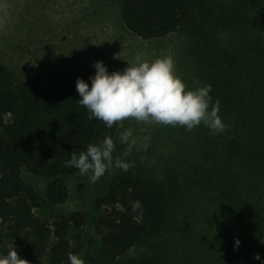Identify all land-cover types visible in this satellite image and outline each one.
Here are the masks:
<instances>
[{
  "label": "rangeland",
  "instance_id": "374dc122",
  "mask_svg": "<svg viewBox=\"0 0 264 264\" xmlns=\"http://www.w3.org/2000/svg\"><path fill=\"white\" fill-rule=\"evenodd\" d=\"M190 3L189 16L176 32L144 40L125 26L118 0H0V65L7 72L3 88L19 90L37 83L63 91L74 75L94 74L96 60H102L111 72L123 70L138 52L149 61L170 54L187 87L210 83L213 99L219 98L222 105L220 94L230 84L236 66L233 61L245 52L253 29L247 0ZM219 114L229 124L221 106ZM125 128H132L137 140L129 156L123 157L133 166L127 171L109 169L95 183L78 173L68 179V200L61 205L48 204L37 214L87 213L86 224L72 229L70 241L77 252L83 251L86 264H102L104 246L95 228V201L120 176L136 175L159 196L161 226L144 234L123 256V264H200L201 257L214 263V253L200 248L215 243L217 230H223L228 222L221 211L218 213L224 201L220 180L229 160L222 144L228 129L213 135L203 124L186 131L179 125L129 117L119 121L112 138L114 156L127 147L120 142ZM240 166L233 162L231 169ZM23 177L44 194L45 178L25 169ZM221 242L231 243L232 239L223 236Z\"/></svg>",
  "mask_w": 264,
  "mask_h": 264
},
{
  "label": "trees",
  "instance_id": "16d2710c",
  "mask_svg": "<svg viewBox=\"0 0 264 264\" xmlns=\"http://www.w3.org/2000/svg\"><path fill=\"white\" fill-rule=\"evenodd\" d=\"M118 1L127 29L144 40L176 32L191 9L190 0ZM246 9L253 29L245 52L233 61L227 90L220 94L230 125L223 152L232 162L228 160L220 180L224 201L218 213L228 222L217 230L215 243L200 248L213 252L216 261L201 257L200 264H260L256 253L264 258V0H247ZM90 75H74L63 91L37 83L14 90L3 88L7 72L0 65V253L15 247L31 264H68L69 253L77 252L70 233L86 224L88 214L77 210L39 216L36 211L68 200V179L79 173L64 166L73 150L78 153L118 131L119 122L106 128L79 103L76 79L91 85ZM233 162L240 163L238 170L231 169ZM24 169L48 181L43 195L24 179ZM136 200L141 205L133 211ZM95 209L102 264H123V256L143 235L161 226L159 196L136 175L120 176L96 199ZM227 235L232 242L220 243ZM237 237L240 244L235 246Z\"/></svg>",
  "mask_w": 264,
  "mask_h": 264
},
{
  "label": "clouds",
  "instance_id": "9594fccd",
  "mask_svg": "<svg viewBox=\"0 0 264 264\" xmlns=\"http://www.w3.org/2000/svg\"><path fill=\"white\" fill-rule=\"evenodd\" d=\"M138 52L132 62L127 61L123 70L109 71L102 60L93 62L94 75L88 81L76 79V91L79 103L88 110L90 118L104 122L111 128L115 122L132 117L137 121H152L157 124L183 126L186 131L203 124L213 135L223 133L230 128L220 113L219 98L213 99L210 83H199L189 88L175 70V60L170 54L158 56L151 61L143 59ZM145 137L144 147H147ZM120 142L127 145L118 156H114L115 143L110 135H105L98 143H89L86 149L73 150L70 158L64 161L65 167H75L81 175H87L90 183H95L113 168L127 171L133 166L125 160L137 144L132 128L120 133ZM141 205L139 200L132 202L136 211ZM261 242L264 239L261 238ZM240 244L235 238V246ZM254 259L264 264L259 253ZM0 264H31V261L19 256L15 247L7 253H0ZM68 264H86L83 251L69 253Z\"/></svg>",
  "mask_w": 264,
  "mask_h": 264
}]
</instances>
